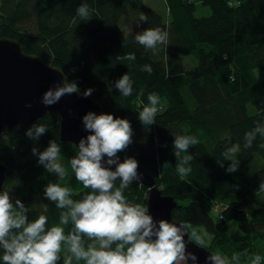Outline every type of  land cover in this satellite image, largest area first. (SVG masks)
Here are the masks:
<instances>
[{
	"label": "trees",
	"instance_id": "trees-1",
	"mask_svg": "<svg viewBox=\"0 0 264 264\" xmlns=\"http://www.w3.org/2000/svg\"><path fill=\"white\" fill-rule=\"evenodd\" d=\"M165 2L166 18L144 0H0V36L17 40L25 53L61 69L69 81L77 82L82 93L94 89L90 97L101 105L103 113L129 120L133 142L119 156L135 158L152 176L157 177L154 172L160 171L156 186L176 202L173 219L189 223V232L202 226L212 237L206 247L210 252L228 258L230 264H235L231 256L239 254V264H245L263 255L256 242L264 241V191L259 190L264 183V137L257 134L247 150L243 144L247 132L258 123L264 126V0ZM81 3L90 9L87 22L77 16ZM197 4L208 6L210 14L195 16ZM141 14L148 22L137 27ZM146 28L166 31L167 43L158 45L155 52L146 50L135 41V35ZM130 53L135 54V61L117 59ZM192 55L195 64L186 68L184 57ZM146 64L153 69L151 75L140 70ZM126 73L132 95L123 97L114 87L110 92V85ZM151 93L160 97L163 108L156 123L147 127L139 121L138 113L150 106ZM60 121L59 113L49 111L28 126L0 134V162L6 167L1 191H10L13 202L19 198L26 205L30 221L46 215L48 227L58 226L66 209L44 197L47 184L70 187L74 200L90 191L71 169L69 161L78 150L73 143L60 140ZM33 123L48 128L38 143L25 135ZM175 135H196L200 141L189 149L195 159L192 172L183 178L176 171ZM50 140L62 147L61 163L68 172L64 180L48 173L36 156L27 158L33 145L44 150ZM235 144L242 149L236 155L240 165H250L256 156L263 161L252 174L240 173L236 178L237 171H225L231 161L224 160L222 153ZM222 181L235 184L236 197L216 220V186ZM147 193V186L134 182L123 194L128 203L144 205ZM251 204L254 206L247 211ZM229 220L237 222L241 235L228 236ZM63 227L67 234L71 223ZM61 257L63 264L62 252Z\"/></svg>",
	"mask_w": 264,
	"mask_h": 264
},
{
	"label": "clouds",
	"instance_id": "clouds-1",
	"mask_svg": "<svg viewBox=\"0 0 264 264\" xmlns=\"http://www.w3.org/2000/svg\"><path fill=\"white\" fill-rule=\"evenodd\" d=\"M76 11L82 21L91 19L87 3H81ZM147 22L148 17L141 14L137 27ZM135 41L146 50L155 52L158 45L167 43L168 33L160 28H146L135 35ZM117 59L135 61L136 57L130 53ZM140 70L149 75L153 71L147 64ZM61 74L63 83L50 87L41 97L45 107L54 106L66 95L82 94L85 98L92 95L94 89L88 88L81 93L76 81H69L65 73ZM112 87L123 97L131 96L133 92L128 73L110 85V92ZM148 101L150 106L143 107L138 113L139 121L147 127L156 123V116L162 111L158 107L160 97L156 93L149 94ZM82 124L88 135L79 140L78 152L69 163L76 180L90 191L82 194L80 200H74L75 193L70 187H62L59 183L47 184L44 197L57 208L66 209L59 217V225L51 227H48V217L43 214L30 221L26 205L19 198L13 202L10 191H0L2 264H60L63 246L70 253L63 258V264H73V260H83L86 264H198V256L188 250V244L206 248L202 234L189 232V223L176 224L164 219L156 221L148 204H130L123 194L134 182L143 184L138 161L126 157L121 162L119 156L133 142L131 122L111 113L89 111L82 117ZM47 132V125L33 123L25 135L38 143ZM257 134L264 137V126L259 123L245 134L244 150L252 147ZM199 143L196 135L174 136L176 171L182 178L192 172L191 162L195 157L189 154V149ZM241 150V146L235 144L223 151L224 160L231 161L226 172L238 170L239 160L232 157ZM31 152L48 173L55 174L60 180L68 175L61 163L62 147L55 140H50L43 151L33 147ZM219 163L223 167V162ZM118 181L119 187L116 186ZM259 190L264 191V183L260 184ZM44 211L47 212V206ZM69 223L71 229L66 234L63 226ZM239 261V254L231 256V262L239 264ZM206 262L230 264L228 258L212 253L206 257ZM260 262V255L251 259V264Z\"/></svg>",
	"mask_w": 264,
	"mask_h": 264
},
{
	"label": "water",
	"instance_id": "water-1",
	"mask_svg": "<svg viewBox=\"0 0 264 264\" xmlns=\"http://www.w3.org/2000/svg\"><path fill=\"white\" fill-rule=\"evenodd\" d=\"M61 72V69L45 62L38 55L25 53L17 40L0 36V134L18 125L28 126L47 112L56 111L62 118L60 140L73 143L78 150L79 140L88 135L84 131L82 117L89 111L101 114L103 109L94 98H85L82 94L66 95L54 106L45 107L41 97L50 87L63 83ZM120 160L123 162L124 158L120 157ZM138 171L143 176L142 185L149 188L147 204L153 218L180 224L172 217V209L176 206L173 198L161 194L141 163ZM5 175L6 167L0 162V191ZM188 250L198 256V264H207L206 257L212 253L207 248H198L191 243L188 244Z\"/></svg>",
	"mask_w": 264,
	"mask_h": 264
},
{
	"label": "rangeland",
	"instance_id": "rangeland-1",
	"mask_svg": "<svg viewBox=\"0 0 264 264\" xmlns=\"http://www.w3.org/2000/svg\"><path fill=\"white\" fill-rule=\"evenodd\" d=\"M144 2L146 6L153 8L158 13H160L163 18L167 17V7H166L165 0H144ZM209 14H210V8L208 6L197 4L196 10H195V16L199 17V16H206ZM195 59L196 58L193 55L185 56L184 57L185 67L188 68V67L193 66L195 64ZM259 75L260 77L263 76L261 73ZM158 107L163 108V104L160 103ZM33 147H37L40 151L43 150L42 149L43 147L38 144L33 145ZM31 157L32 158L34 157V155H32V152L27 156V158H31ZM232 159L237 160L236 155L232 157ZM261 163H263V161L258 156L255 157V160L250 165L242 166L239 163V168L236 172L237 175L235 177L238 178L239 177L238 174L240 173L241 174H252L253 171L256 170L257 166H259V164ZM147 197H148V193H147ZM235 197H236V186L234 183H231L229 181H222L217 184L215 202L218 205V209L215 210V208H213V216L216 220H218V217L221 214V211L224 209V207L230 202H232L235 199ZM145 204H147L146 200H145ZM227 226H228L227 233L230 238H234V237L241 235L242 232L239 229L238 224L235 220H229L227 222ZM191 231H197L198 233L202 234L205 238L206 244H209L212 240L211 234L208 233L206 230H204L202 226L193 227ZM256 245L259 246L263 252V255L261 256V262L264 263V241L263 239L257 240ZM62 254L64 257L70 255V253L67 252L66 246L63 247ZM261 262L260 264H262ZM84 263L85 261L83 260L81 261L73 260V264H84ZM245 264H251V260L246 262Z\"/></svg>",
	"mask_w": 264,
	"mask_h": 264
},
{
	"label": "bare ground",
	"instance_id": "bare-ground-1",
	"mask_svg": "<svg viewBox=\"0 0 264 264\" xmlns=\"http://www.w3.org/2000/svg\"><path fill=\"white\" fill-rule=\"evenodd\" d=\"M261 72H259V74H260ZM62 119V118H61ZM31 153V152H30ZM156 158H157V161H159V156H156ZM156 175H157V177L156 176H152L151 174H148V175H150L152 178H153V181H154V184H155V186H156V183H157V178L158 177H160V175L162 174L160 171H155L154 172ZM157 187V186H156ZM148 198V197H147ZM147 198L145 197V200L147 201ZM254 206V204L252 205H249V206H247V208H246V210L248 211V210H250V209H252V207Z\"/></svg>",
	"mask_w": 264,
	"mask_h": 264
}]
</instances>
